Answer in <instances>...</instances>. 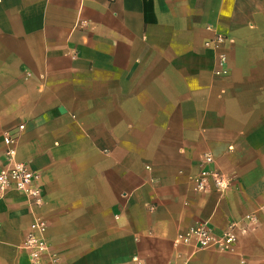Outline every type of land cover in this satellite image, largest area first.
Instances as JSON below:
<instances>
[{"label":"crops","instance_id":"1","mask_svg":"<svg viewBox=\"0 0 264 264\" xmlns=\"http://www.w3.org/2000/svg\"><path fill=\"white\" fill-rule=\"evenodd\" d=\"M6 131L43 199L0 193V264H36L35 217L40 264H264V0H0V164ZM206 155L233 187L193 189ZM248 213L230 251L175 243Z\"/></svg>","mask_w":264,"mask_h":264},{"label":"built area","instance_id":"2","mask_svg":"<svg viewBox=\"0 0 264 264\" xmlns=\"http://www.w3.org/2000/svg\"><path fill=\"white\" fill-rule=\"evenodd\" d=\"M226 36L217 34L215 40L208 41L207 45L220 46L226 41ZM217 75L228 73L226 56L220 54L215 69ZM20 125L19 129H23ZM3 141L6 145L4 158L0 164V193L3 194L9 189H15L24 194L32 205L42 203L43 189L41 186V172L34 169L29 163L18 160L16 157V137L9 131L4 132ZM213 157L205 156V167L193 176V189L196 192H204L214 188L218 192H225L233 187V177L227 175L218 168L211 167ZM153 209L155 206L149 204ZM258 219L254 213L246 214L241 221L233 220L228 223L225 229L217 232L214 226L208 221L190 223L181 229L175 239V243L193 245L200 249L213 248L222 252L232 250L238 240L240 233H247L257 227ZM47 223L41 217H35L31 223V230L23 242V248L36 264H40L42 257L47 255L51 262L59 259L58 254L52 252L47 241ZM242 264H245L242 260Z\"/></svg>","mask_w":264,"mask_h":264}]
</instances>
